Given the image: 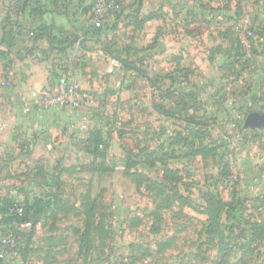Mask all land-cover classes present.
I'll use <instances>...</instances> for the list:
<instances>
[{
    "label": "crops",
    "instance_id": "0c3cea01",
    "mask_svg": "<svg viewBox=\"0 0 264 264\" xmlns=\"http://www.w3.org/2000/svg\"><path fill=\"white\" fill-rule=\"evenodd\" d=\"M231 2L118 0L123 14L116 29L104 30L98 37L88 34L92 0H0V204L4 198L20 203H31L41 196L52 199L57 192L50 179L53 167L59 164L63 172L72 166L74 157L81 156L78 165L95 159L94 155L71 150L67 145L74 143L80 150L89 133L98 130L106 154L114 145L127 148L131 126L137 122L131 118L134 113L141 112L145 118L147 110V114H154L164 130L157 135V145L153 143L149 148L166 151L163 143L169 141L173 130L169 131L165 125L170 118L157 113L152 106L149 79L165 83L172 76L188 87L204 88L205 99L208 95L216 97L215 88L222 89V85L246 86L239 88L240 93H247L250 86L254 89L261 86L259 76L246 79L250 72L247 67L239 71V77L226 68L233 47L230 25L225 20ZM113 22L110 17L106 19L108 26ZM38 28L42 29L40 34H33ZM202 32H207L209 39L200 52L203 65L195 59L199 48L192 43ZM124 47L151 61L144 70L146 77L115 57L112 50ZM120 56L128 58L123 51ZM67 74H73L81 88L94 96L92 106L76 109L34 106L42 89L55 88L59 78ZM253 96L256 95H250ZM239 98L242 100L240 95ZM152 135L150 131L145 133L147 140H152ZM54 141L53 150H47V144ZM174 147L177 156L172 157L175 160L169 159V167L180 170L177 163L182 159H199V155L185 156L181 144ZM180 174L182 180L177 185H183L181 170ZM60 178L63 179L62 173ZM59 198L65 203L63 195L59 194ZM53 211V217L39 220L35 227H55L56 217L69 215L67 208ZM50 214L51 210L46 213ZM3 217L5 214L0 210V235L8 230ZM0 264L38 263L28 255L23 260L19 254L5 252Z\"/></svg>",
    "mask_w": 264,
    "mask_h": 264
},
{
    "label": "rangeland",
    "instance_id": "374dc122",
    "mask_svg": "<svg viewBox=\"0 0 264 264\" xmlns=\"http://www.w3.org/2000/svg\"><path fill=\"white\" fill-rule=\"evenodd\" d=\"M263 5L264 0H232L231 9H226L230 11L225 20L230 25L233 46L240 42L248 52L250 72L246 79L259 76L261 86L256 89L250 86L247 93H240L239 88L246 86L222 85V89L215 88L216 97L208 95L203 102L209 116L217 119L204 130L202 140L211 146L223 143L217 149L223 153V160L218 154H210L179 161L177 165L184 178L183 185H177L183 196L179 199L169 187L160 189L150 182L151 176L157 174L155 170H145L140 165L125 170L127 149L122 145L108 148L106 164H114L115 168L104 174L78 169L81 156L74 157L72 166L62 172L58 189L65 205L72 210L67 217H56L55 227H36L27 254L30 260L38 264H264V227L257 236L255 227L246 226L254 217L251 201L258 194L264 195V127L241 129L249 112L256 108L264 112V42L255 41L258 54H251L249 44L251 26L260 27L264 22L263 18H256ZM241 27L250 31L249 36ZM206 35L207 32H202L192 42L199 48L195 59L200 64L201 49L209 43ZM150 65L147 58L142 68L146 70ZM251 94L256 96L250 97ZM159 98L155 97L156 103H160ZM240 101H244L243 110L238 108ZM147 111L146 118L141 112L131 115L137 122L131 126L127 148L137 156L142 154L144 145L158 143L156 132L160 122ZM165 123L169 131L184 126L174 119ZM148 131L153 133L152 140L145 137ZM130 156L131 162L137 161V157ZM220 161L229 164L226 170L222 167L223 173ZM134 172L140 173V178L133 176ZM226 175L229 181H225ZM143 176L149 178L143 180ZM206 189L226 201L243 202L233 218L221 217L226 227H206L203 194ZM163 199L168 206L159 209ZM261 203L259 209L264 213V201ZM89 207L91 215L85 212ZM232 223L246 227H229Z\"/></svg>",
    "mask_w": 264,
    "mask_h": 264
},
{
    "label": "trees",
    "instance_id": "16d2710c",
    "mask_svg": "<svg viewBox=\"0 0 264 264\" xmlns=\"http://www.w3.org/2000/svg\"><path fill=\"white\" fill-rule=\"evenodd\" d=\"M95 1L96 0H92V3L89 7L90 11ZM122 14L123 10L118 7L114 13L108 15L106 19L110 17L114 20L113 24L110 26L106 25V19L96 26L90 22V31L88 34L97 35L98 37H100L104 30L108 31L109 29H116V22L119 18L122 17ZM257 17L263 18L264 21V5L261 7V12L257 14L256 18ZM250 30L252 33V35L249 36L251 54H258L257 47L254 43L255 41H261L262 43L264 42V25L260 27L252 25ZM41 31V28L35 29L33 30V34H40ZM112 51L115 57L118 58L126 67L131 68L135 70L139 75L146 77L144 71L145 69H143L142 67L146 65L147 57L138 55L135 52H131L132 48L130 50L127 47H124L121 50ZM121 51L125 52L126 55L128 54L127 59H123L120 56ZM130 52L131 57L129 55ZM248 58V52L246 51L244 45L238 42L236 46L234 45L231 48V51L228 53L229 61H227L226 63V68L228 70H231V72H233L235 76L239 77L241 75L239 71L247 67L248 62H250ZM221 68H224V65L223 67L221 66ZM149 82L152 91V106L154 110L164 117H168L170 119L181 122L182 124H184V126L180 129L173 130V134L168 139L169 141H164L165 143H163V146L166 147V151H160L156 148H149V146L144 145L146 147H143V149L141 150L142 154L137 156L133 153L131 148H126L127 150H125L124 157L125 163L123 167L125 170L129 171L135 165H140L141 168L145 170H155L157 172V175L155 177H151L152 181L150 182H154L153 184L158 185L160 189H167V187H169V190L173 192V196L180 199L183 197L177 189V184H179L182 180L180 170L178 168L169 167V159L177 156L174 146L177 144H181V146L185 150V156L199 155L203 158L210 154H218L219 158L223 160V153L220 154V152H218L217 150L219 146L224 145L223 143L218 146H211L205 144L202 140L204 130L209 125L216 123L217 117H210V111L204 109L203 102L206 101V99L203 98L202 95L205 90L204 88L201 89L194 86L188 87L183 84L182 81H178L172 76L169 77V79L165 83H163L160 79L154 78L149 79ZM156 96L160 97V103H156ZM242 104L243 103H239L238 107L241 110H243L241 106ZM242 112L243 111H240V113ZM241 129L253 130L252 128H243L242 126ZM163 130L164 129L161 128L159 132H156V134H162ZM72 145L76 146L74 143H71L67 145V148H71ZM80 150L76 147L77 152L89 153L91 155H94L95 159L90 163L78 165L79 169L83 168L93 172H98L99 174H104L107 172H111L115 168L114 164H106V145H104L102 137L100 136V132L98 130H92L89 133V136L85 140H83V147L81 146ZM130 155H134V157H137V161L135 160L131 162ZM219 165L221 167V172L223 173V168L226 170L229 164L226 161H220ZM59 166L60 165L57 164V166L53 167V174L50 178L54 188L57 190L56 193L52 194V199L48 198L47 200H45V197L42 196L35 197L31 203H20L9 198H4L1 200L0 210L5 214V217L2 218V221L6 226H8V230L0 235V239L8 233H11L14 237V245L8 248L5 251L6 253L19 254L21 258L25 260L32 243V237L35 234L36 223L41 219L53 217L54 208H61L63 210L67 208V210L71 212L72 209L64 205L65 203H63L59 198L60 193L58 189L62 184V180L60 178L62 169ZM36 168L38 169V167H35V169ZM132 175H137L138 178H140V173L134 172L132 173ZM146 177L148 176H143V180H147L149 178ZM227 179H229L228 175H226L225 181H229ZM143 180L139 179L140 182H142ZM203 194L205 201L204 214L206 216V227H226V224L221 221V217L224 216L228 219L233 218L232 215L236 211L238 205L243 204V202L238 203L234 199L226 201L222 199V197L218 193L211 191L210 189H206ZM263 198L264 195L261 196L260 194H258L256 198L251 201V207L253 210V215L251 216L254 217L250 220V222L247 221L246 225L255 227V234L257 236L260 233L262 227H264V213L262 212L263 210L259 209L262 204L261 202L264 201L261 200ZM17 205H22L23 207L24 211L22 216H18L15 211H13V209H15ZM167 206L168 202L165 200L163 204L158 208H166ZM49 210H51V214L47 216L46 213ZM243 210L244 209H242L241 212ZM85 212L91 215V208H86ZM25 220H30L32 222V226L30 228L18 229L16 227V223H21ZM246 226H241L239 225V223L234 225V223H232L229 227ZM1 250L3 251L2 248Z\"/></svg>",
    "mask_w": 264,
    "mask_h": 264
},
{
    "label": "built area",
    "instance_id": "2783aa9c",
    "mask_svg": "<svg viewBox=\"0 0 264 264\" xmlns=\"http://www.w3.org/2000/svg\"><path fill=\"white\" fill-rule=\"evenodd\" d=\"M118 0H96L91 7L90 22L93 25H99L108 15H111L118 8ZM242 31L245 29L247 36L250 31L245 27H241ZM240 29V30H241ZM95 103L94 96L81 88L79 80L73 74L63 75L59 78L55 88H44L37 95L34 100V106L39 109H49L53 107H67L69 109H76L81 107H90ZM69 138V137H68ZM56 142L47 144V150H53ZM71 150L76 151V146L72 145ZM18 216H22L23 207L17 205L13 209ZM32 222L25 220L21 223H16L18 229L30 228ZM1 248L3 251L0 253L2 257L5 251L14 245V237L11 233L1 237Z\"/></svg>",
    "mask_w": 264,
    "mask_h": 264
},
{
    "label": "water",
    "instance_id": "95a60500",
    "mask_svg": "<svg viewBox=\"0 0 264 264\" xmlns=\"http://www.w3.org/2000/svg\"><path fill=\"white\" fill-rule=\"evenodd\" d=\"M243 128H263L264 127V112H261L259 108L252 112H249L243 121Z\"/></svg>",
    "mask_w": 264,
    "mask_h": 264
}]
</instances>
